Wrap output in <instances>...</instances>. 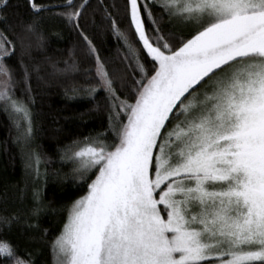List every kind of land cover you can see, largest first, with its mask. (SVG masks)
<instances>
[{
  "label": "snow or ice",
  "instance_id": "6c2138e0",
  "mask_svg": "<svg viewBox=\"0 0 264 264\" xmlns=\"http://www.w3.org/2000/svg\"><path fill=\"white\" fill-rule=\"evenodd\" d=\"M8 7L0 0V110L34 179L45 157L32 147L29 62L61 38L46 20L78 33L95 73L72 91H103L108 124L61 149L86 191L57 234L40 229L39 188L0 215L26 234L23 249L0 235V264H39L27 245L50 264H264V0H124L119 19L105 8L119 63L88 35L90 0H25L27 18Z\"/></svg>",
  "mask_w": 264,
  "mask_h": 264
},
{
  "label": "trees",
  "instance_id": "16d2710c",
  "mask_svg": "<svg viewBox=\"0 0 264 264\" xmlns=\"http://www.w3.org/2000/svg\"><path fill=\"white\" fill-rule=\"evenodd\" d=\"M90 3L84 19L88 35L103 57L119 63L122 42L105 20V8L114 17L122 18L124 0H90ZM8 4L9 19L29 15L25 0H8ZM43 27L46 33L59 30L61 38L49 35L44 48L33 50L29 62L35 122L32 147L44 154L45 161L40 165L42 175L34 179L32 170L26 167V149L17 140V129L8 114L0 110V215L15 213L30 204L33 189L39 188L47 205L39 226L41 230L47 229L51 237L62 228L67 206L86 191V185L72 175V164L61 160V149L73 140L103 131L108 124V113L103 91L93 95L83 89L72 91L73 87L88 83L95 73L93 60L83 55L78 33L59 20H46ZM73 59L77 61L75 66L66 68L64 62L71 63ZM17 60L18 56H14L9 63L19 72ZM33 65L38 69L33 70ZM0 235L19 243L21 249L26 246V234L20 225L0 227ZM27 246L37 247L39 264H50L51 254L42 245Z\"/></svg>",
  "mask_w": 264,
  "mask_h": 264
}]
</instances>
